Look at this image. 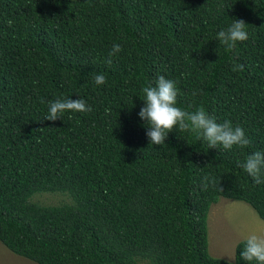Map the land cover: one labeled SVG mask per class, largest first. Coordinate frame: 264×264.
I'll use <instances>...</instances> for the list:
<instances>
[{
	"label": "trees",
	"instance_id": "trees-1",
	"mask_svg": "<svg viewBox=\"0 0 264 264\" xmlns=\"http://www.w3.org/2000/svg\"><path fill=\"white\" fill-rule=\"evenodd\" d=\"M236 19L248 39L228 51L216 34ZM160 75L176 82L177 107H203L250 144L208 149L178 129L149 143L138 112ZM58 98L91 111L44 120ZM256 151L264 0H0V241L13 253L38 264H227L209 252V212L222 196L264 220V183L240 167ZM37 192L73 202L42 205ZM245 241L231 264H255L240 256Z\"/></svg>",
	"mask_w": 264,
	"mask_h": 264
},
{
	"label": "clouds",
	"instance_id": "clouds-1",
	"mask_svg": "<svg viewBox=\"0 0 264 264\" xmlns=\"http://www.w3.org/2000/svg\"><path fill=\"white\" fill-rule=\"evenodd\" d=\"M216 37L221 44L225 45L226 50L231 51L237 42L248 39L246 22L243 19H236L227 29L220 30ZM121 50L120 44H114L108 54L107 63L111 64V57L117 55ZM243 68L244 65L238 64L234 66L233 71H241ZM94 82L96 85L105 84V75L97 74L94 77ZM142 92L144 103L138 112V116L144 121V124H147L145 135L149 143L153 145L165 144L169 133L173 132L174 129L194 134L197 139L207 142L208 149H216L219 145L225 150H230L233 146L245 147L250 144V140L241 127H233L232 123L227 120L218 123L215 117L209 115L203 107L194 112L177 107L176 82L166 79L163 75L157 78L155 86H146ZM193 94L195 95V93ZM67 111L90 112L91 107L80 98H58L48 103V114L44 120L55 122L60 120ZM240 167L248 173L255 183H264V152L251 153L240 164ZM204 179L205 188L208 187L209 183L215 186L214 179L210 180L209 177ZM240 256L245 261L264 264V234L252 233L248 235L243 250L240 251ZM227 264H231L230 259Z\"/></svg>",
	"mask_w": 264,
	"mask_h": 264
},
{
	"label": "rangeland",
	"instance_id": "rangeland-1",
	"mask_svg": "<svg viewBox=\"0 0 264 264\" xmlns=\"http://www.w3.org/2000/svg\"><path fill=\"white\" fill-rule=\"evenodd\" d=\"M31 201L54 206L72 203L73 199L63 192H37ZM252 233L264 234V220L250 204L222 196L212 204L208 216V247L212 256L233 263L237 243ZM0 264L38 263L13 253L0 241Z\"/></svg>",
	"mask_w": 264,
	"mask_h": 264
}]
</instances>
